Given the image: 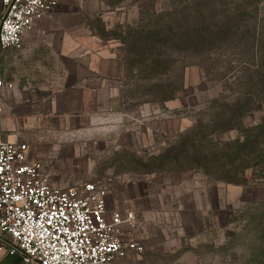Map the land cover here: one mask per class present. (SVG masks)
Masks as SVG:
<instances>
[{
  "label": "rangeland",
  "instance_id": "1",
  "mask_svg": "<svg viewBox=\"0 0 264 264\" xmlns=\"http://www.w3.org/2000/svg\"><path fill=\"white\" fill-rule=\"evenodd\" d=\"M66 6L89 50L118 60L122 107L118 117L68 122L49 140L55 150L46 165L55 184L111 180L107 203L136 212L133 237L145 248L118 264H264V96L254 83L249 87L254 74L231 71L253 61L250 46L237 42L198 54L168 46L158 53L166 60L156 74L137 63L149 55L137 46L144 31L196 27L204 19L219 24L231 13L243 16V29L256 20L264 26V0H69ZM261 33L256 59L264 27ZM250 95L253 109L237 115L232 130H221L226 104Z\"/></svg>",
  "mask_w": 264,
  "mask_h": 264
},
{
  "label": "built area",
  "instance_id": "2",
  "mask_svg": "<svg viewBox=\"0 0 264 264\" xmlns=\"http://www.w3.org/2000/svg\"><path fill=\"white\" fill-rule=\"evenodd\" d=\"M65 0H2L0 50L23 48L24 34ZM13 85L0 78L3 93ZM27 144L0 136V233L25 264H118L144 253L133 237L136 212L110 209L111 180L60 188Z\"/></svg>",
  "mask_w": 264,
  "mask_h": 264
},
{
  "label": "crops",
  "instance_id": "3",
  "mask_svg": "<svg viewBox=\"0 0 264 264\" xmlns=\"http://www.w3.org/2000/svg\"><path fill=\"white\" fill-rule=\"evenodd\" d=\"M67 1L24 34L20 51L0 50V78L13 85L3 93L0 136L27 144L31 157L45 164L48 151L55 150L49 140L68 122L118 117L122 107L118 60L109 51L89 50L69 20ZM2 9L0 0V19ZM11 248L0 233V264H25Z\"/></svg>",
  "mask_w": 264,
  "mask_h": 264
},
{
  "label": "trees",
  "instance_id": "4",
  "mask_svg": "<svg viewBox=\"0 0 264 264\" xmlns=\"http://www.w3.org/2000/svg\"><path fill=\"white\" fill-rule=\"evenodd\" d=\"M205 21L206 19H204V22ZM242 21L243 16L240 13H231V15L227 17L223 23L219 24H206L203 22L196 27L193 24H187L186 27L178 29L177 27L164 25L163 27L159 28V30L144 31L143 35H137L138 44H136L140 50L143 49L147 51L149 55L144 61H138L137 63H141V65L145 66L147 69H151V71L156 74L163 62L166 60H161L158 57V53H162V48L168 46H177L180 50L185 52H193L198 54L205 50L211 51L217 47L219 48L220 46H235V43L237 42H241L242 45L248 43L253 53V61H246L242 63L239 62L236 67H231V71H236L239 74H254L255 77H250L248 79L250 81L249 87L252 85V83H254L255 92L258 94L261 93V96H264V50L261 51L262 53L260 59H256V56L254 55L256 54L254 53V50L257 48V42L258 44L260 42V51V45L263 40L261 33L262 27H264L262 26L263 22L261 21L259 25L258 21L256 20V22L250 23V27L243 29L240 26ZM258 29H260V33ZM141 42L142 45L140 46L139 43ZM131 66H134V64H131ZM171 98H173V93L166 97L165 100H169ZM256 102L257 100L253 99V95H250L246 98L236 97L234 105L226 104L225 111L222 112V116L224 117L221 119V123L224 125L220 129L232 130L234 127L232 120L234 118L236 119L237 115L243 117L245 112L247 113L253 109V106L256 104ZM229 114L230 117L226 120ZM254 143L255 142L253 141L250 144H247V146H252ZM182 152V150L179 153L176 152L177 156L174 158L175 162H178V154L182 155ZM172 155H174V151H170L168 154V156ZM232 182L233 181L227 180V183L229 184H240Z\"/></svg>",
  "mask_w": 264,
  "mask_h": 264
}]
</instances>
